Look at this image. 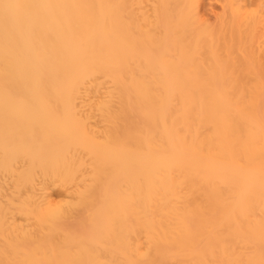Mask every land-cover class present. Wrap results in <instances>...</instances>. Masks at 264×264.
<instances>
[{
  "label": "bare ground",
  "instance_id": "obj_1",
  "mask_svg": "<svg viewBox=\"0 0 264 264\" xmlns=\"http://www.w3.org/2000/svg\"><path fill=\"white\" fill-rule=\"evenodd\" d=\"M0 3V264L264 262V0Z\"/></svg>",
  "mask_w": 264,
  "mask_h": 264
},
{
  "label": "snow or ice",
  "instance_id": "obj_2",
  "mask_svg": "<svg viewBox=\"0 0 264 264\" xmlns=\"http://www.w3.org/2000/svg\"><path fill=\"white\" fill-rule=\"evenodd\" d=\"M25 7H33V6L22 5V4L0 3V8H3L5 10V17H4L5 26L7 27L9 22H10V17L8 15L9 10H12V9H23ZM262 264H264V262H262Z\"/></svg>",
  "mask_w": 264,
  "mask_h": 264
},
{
  "label": "rangeland",
  "instance_id": "obj_3",
  "mask_svg": "<svg viewBox=\"0 0 264 264\" xmlns=\"http://www.w3.org/2000/svg\"><path fill=\"white\" fill-rule=\"evenodd\" d=\"M211 14V13H210ZM210 17H211V15H210Z\"/></svg>",
  "mask_w": 264,
  "mask_h": 264
}]
</instances>
